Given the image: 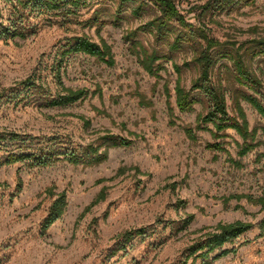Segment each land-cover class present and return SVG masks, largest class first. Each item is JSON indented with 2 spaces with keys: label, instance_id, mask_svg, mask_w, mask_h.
I'll list each match as a JSON object with an SVG mask.
<instances>
[{
  "label": "rangeland",
  "instance_id": "374dc122",
  "mask_svg": "<svg viewBox=\"0 0 264 264\" xmlns=\"http://www.w3.org/2000/svg\"><path fill=\"white\" fill-rule=\"evenodd\" d=\"M140 1L143 8L135 14L133 4ZM173 1L195 27L225 42L213 50L218 58L213 80L226 92L231 117L243 109L258 146L240 155V134L229 128L216 138L211 123L210 129H196V138L187 135L185 127H196L208 104L181 112L174 86L178 77L186 87L198 77L194 56L206 41L196 37L171 52L166 40L141 29L160 13L150 1L88 0L77 13L66 14L20 11L12 0H0V23H15L25 32L0 38V131L33 136L36 146L75 150L101 144L107 131L134 140L111 148L97 165L61 159L48 166L28 160L1 164L18 147L0 141V264H264L259 226L264 208L247 197L264 199V118L244 98L253 91L238 81L225 56L229 50L243 54L263 81L257 95L264 100V56H253L255 40L264 39V0H238L224 9L216 7L220 0ZM171 25L179 34L189 30L176 20ZM83 34L109 44L116 63L85 53L69 56L61 69L64 85L88 89L89 95L64 106L47 105L46 98L61 91L55 77L61 46ZM140 44L166 56L158 61V77L143 66ZM31 76L43 87L20 103L8 101L14 88L28 92L18 83ZM214 142H224L227 151L210 149ZM62 192L66 210L44 231L43 221ZM189 214L194 219L180 229ZM236 220L254 226L224 246L235 251L209 262L188 256L197 238L219 222ZM139 227H146V234L123 249L122 233Z\"/></svg>",
  "mask_w": 264,
  "mask_h": 264
},
{
  "label": "trees",
  "instance_id": "16d2710c",
  "mask_svg": "<svg viewBox=\"0 0 264 264\" xmlns=\"http://www.w3.org/2000/svg\"><path fill=\"white\" fill-rule=\"evenodd\" d=\"M127 2L136 3V0H124ZM158 10L159 14L149 20L141 29L145 32H151L157 39L166 40L170 51L178 50L184 44L191 43L196 37H201L206 41V47L198 50L194 56V62L199 67L200 73L196 79L193 80L190 87H186L180 77L177 78L174 91H175V105L181 112L191 111L194 105L198 102L208 104L206 113L198 116L196 127L186 126L185 131L191 138H196L195 130L210 129L207 124H213V129H210L212 135L216 138L226 136L225 131L229 128L235 129L243 139V143L239 145V154L246 155L258 146L256 141V131L250 130L247 116L242 108H239V117H231L228 111L226 92L222 84H217L213 80V72L218 62L217 56L213 53L216 47L225 45V42L209 36L207 31L201 27H195L194 24L189 22L185 15L178 9L173 0H148ZM238 0H220L217 4L218 9H224L225 5H232ZM15 6L20 10L31 9V11H59L58 13L65 12L66 14L77 13L81 7L88 5V0H12ZM122 4V3H121ZM143 2L133 4L132 11L138 14L143 8ZM16 8V9H17ZM20 10V11H21ZM18 12V11H17ZM176 20L183 27L189 29L185 34L173 32L172 21ZM99 21V20H98ZM97 21V22H98ZM99 23V22H98ZM103 25V23H100ZM101 25V27H102ZM25 32L21 30L15 23L11 25H4L0 23V38H15L17 36H24ZM173 35V37H171ZM172 38V40H170ZM255 48L253 56H264V39L255 40ZM193 46V45H191ZM139 47L140 60L145 69L158 77L160 71L159 59L166 57L160 54L157 50H149L142 44ZM60 61L57 65L56 79L57 84L61 87V91L54 97L46 98L47 105L50 106H64L74 103L89 95V90L85 88L73 89L64 85L62 81L61 69L66 58L73 54L85 53L96 57L97 59L106 62L109 65H114L115 58L112 48L106 42L101 44L94 41L87 35H74L67 38L66 42L60 48ZM225 56L229 57L231 63L236 70V77L239 82L247 86L253 94H246L244 98L252 104V106L264 118V100L258 97L257 94H262L261 87L263 81L257 73L251 69L244 59L243 54L238 50L233 52L227 51ZM170 57V56H167ZM175 70L180 73L181 66L174 63ZM40 78L34 76L28 77L26 80L19 82L23 85L24 90L28 91L22 95V92L15 93L17 88L12 89L13 94L9 96L8 101H16L20 103L24 99L31 96V93L38 91L43 87L41 83H37ZM39 93V92H38ZM3 94L2 96H4ZM33 136H28L14 130L0 131V141L10 143H17L18 149L10 151L5 160L1 164H10L18 161L28 160L33 166H48L58 160L65 159L74 164L97 165L104 162L109 157V150L113 147L129 146L134 140L128 139L109 131L101 136L103 142L99 145L88 143L81 150L71 148H60L56 144H48L47 146H36L32 139ZM208 147L215 150H225L224 142L209 143ZM264 156V154H263ZM231 159V157H230ZM235 164L238 161L233 159ZM104 196L94 200L91 205L99 202ZM252 201L261 203L264 208V199L253 200L252 196H247ZM67 196L62 192L51 204L48 214L43 221V230L46 231L57 219H59L67 206ZM194 219L193 214H189L184 220L182 228H186ZM254 226L251 222L236 220L233 222H219L214 230L207 232L204 236L197 238L189 246L188 256L195 258L201 257L204 261L209 262L214 258H219L229 254L232 251L224 246L227 243H232L241 234L249 231ZM261 235L264 233V219L259 223ZM147 232L146 227H139L131 229L122 233V248L125 249L127 244L130 243L137 236H144Z\"/></svg>",
  "mask_w": 264,
  "mask_h": 264
}]
</instances>
